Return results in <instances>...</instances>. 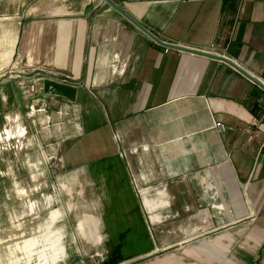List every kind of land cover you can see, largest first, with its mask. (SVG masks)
Wrapping results in <instances>:
<instances>
[{"label":"crops","instance_id":"crops-1","mask_svg":"<svg viewBox=\"0 0 264 264\" xmlns=\"http://www.w3.org/2000/svg\"><path fill=\"white\" fill-rule=\"evenodd\" d=\"M114 1L161 39L195 48L213 42L264 81V0ZM14 53L26 57L23 69L41 74L38 86L51 98L69 102L75 137L88 130L73 155L104 176L96 184L97 192L105 185L101 214L115 233L138 231V252L152 251L158 244L148 236L157 234L148 224L182 218L189 224L177 227L181 236L161 245L178 246L177 264H254L257 247L229 252L236 241H264L260 86L222 59L164 51L101 0H50L44 9L37 0H0V66ZM89 144L97 151L80 154ZM135 187L143 190L137 202ZM198 217L204 229L190 224Z\"/></svg>","mask_w":264,"mask_h":264},{"label":"rangeland","instance_id":"rangeland-1","mask_svg":"<svg viewBox=\"0 0 264 264\" xmlns=\"http://www.w3.org/2000/svg\"><path fill=\"white\" fill-rule=\"evenodd\" d=\"M49 2L37 0L43 9ZM27 9L28 1H22L21 11ZM25 59L14 53L0 66V264H177L178 246L161 245L181 236L179 229L189 223L167 217L148 224L156 238L164 234L158 239L149 235L158 248L146 252H138L145 244L138 231L130 236H123L124 230L115 233V223H106L101 214L105 208L99 194L105 185L97 192L96 184L104 176H94L90 161L73 155L74 149L86 145L88 130L75 137L78 119L69 111V102L51 98L38 81L34 92L22 97L20 83L41 75L23 69ZM97 134L104 141L108 137L102 125ZM93 145L80 154L97 151ZM135 181L139 184L135 178L134 186ZM131 190L134 198L142 195L141 188ZM155 190L147 187L145 193L153 197ZM222 219L218 216L214 225L223 224ZM190 224L207 226L199 217ZM235 244L230 254L257 247L254 264H264V241L261 246Z\"/></svg>","mask_w":264,"mask_h":264},{"label":"water","instance_id":"water-1","mask_svg":"<svg viewBox=\"0 0 264 264\" xmlns=\"http://www.w3.org/2000/svg\"><path fill=\"white\" fill-rule=\"evenodd\" d=\"M110 5L112 8L116 9L123 17H125L129 22H132L136 27L140 28L142 31H144L148 36H150L153 40H156L162 45L166 46H172L175 48H178L180 50H188L192 51L194 53H201L210 57H216L219 59L224 60L226 63H230L233 67H235L238 71H240L245 76L249 77L257 86H260L264 90V81L260 79L259 77H255L253 74L248 72L245 68H242L238 63L233 61L230 57L225 56L224 54L218 53V52H209L205 51L203 49L195 48L189 45H182L176 42L163 40L160 37L153 34L151 31H149L141 22H138L125 8H122L120 5H118L114 0H101Z\"/></svg>","mask_w":264,"mask_h":264},{"label":"built area","instance_id":"built-area-1","mask_svg":"<svg viewBox=\"0 0 264 264\" xmlns=\"http://www.w3.org/2000/svg\"><path fill=\"white\" fill-rule=\"evenodd\" d=\"M162 45V44H161ZM162 48L164 51L166 50H169V49H178V48H175V47H172V46H166V45H162ZM199 49H203L205 51H209V52H217L215 49H214V45H213V42H209L206 46H201V47H198ZM219 53V52H218ZM222 54V53H221ZM39 79V76L38 77H33V79L30 81V82H23V83H20L21 85V90L23 91V95L22 97H28L30 94H32L35 90V84H34V81H38ZM261 96H264V94H261ZM33 110V108H32ZM31 109H29V111L31 112L32 111ZM216 123H218L217 121H215ZM261 146H264V139L261 141L260 143Z\"/></svg>","mask_w":264,"mask_h":264}]
</instances>
